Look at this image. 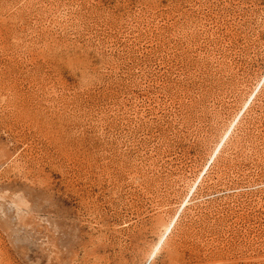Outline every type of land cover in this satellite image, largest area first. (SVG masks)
Here are the masks:
<instances>
[{
	"label": "rangeland",
	"instance_id": "1",
	"mask_svg": "<svg viewBox=\"0 0 264 264\" xmlns=\"http://www.w3.org/2000/svg\"><path fill=\"white\" fill-rule=\"evenodd\" d=\"M0 264H264V0H0Z\"/></svg>",
	"mask_w": 264,
	"mask_h": 264
}]
</instances>
